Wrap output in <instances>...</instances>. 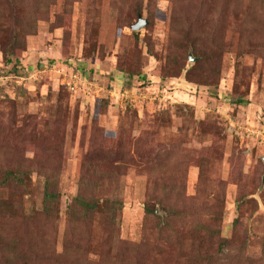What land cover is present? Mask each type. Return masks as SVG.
Instances as JSON below:
<instances>
[{"label":"rangeland","instance_id":"obj_1","mask_svg":"<svg viewBox=\"0 0 264 264\" xmlns=\"http://www.w3.org/2000/svg\"><path fill=\"white\" fill-rule=\"evenodd\" d=\"M148 1L0 0V179L18 158L32 168L0 198L39 209L54 160L60 204L33 264L68 248L80 193L120 201L113 229L83 223L84 264L138 244L141 264H264V0ZM94 160L116 172L94 180ZM23 219L0 215V230L26 245L42 233ZM200 222L220 233L202 241Z\"/></svg>","mask_w":264,"mask_h":264},{"label":"trees","instance_id":"obj_2","mask_svg":"<svg viewBox=\"0 0 264 264\" xmlns=\"http://www.w3.org/2000/svg\"><path fill=\"white\" fill-rule=\"evenodd\" d=\"M139 7L142 6V0H139ZM150 1V0H149ZM148 1V2H149ZM249 10L251 8V2L248 3ZM12 45H15L16 42L20 40L19 35H16L13 39ZM6 52V50H5ZM8 62L11 61V58L6 59ZM239 103H244V100L238 99ZM16 163H10L7 167L3 168L2 176L0 179V186L2 187H12L15 189L26 188L27 185H30V180H32V168L26 165V159L21 157L15 160ZM14 162V161H13ZM106 160H94V162H89L88 171L91 175L98 177L100 180H106L110 178L112 172H116L115 169H112L113 166L104 164ZM53 159H45L39 165L40 176L44 178L43 181V198L42 205L39 209L34 207L31 209L25 210L23 207L22 199L13 198L8 201H4L0 198V215H5L11 217V219L24 218L23 223H26L27 220L34 219L36 223H40L38 227V234L42 235L36 240H29L26 245H23L20 241V236L17 234L11 235L10 233H5L0 230V264H33V261H36V250L40 248L44 250V242L47 239L44 238L47 231L51 232L50 225L53 226L52 221L56 218V212L60 204V192L58 189V184L56 180V169ZM15 164V165H13ZM105 167L107 170H100ZM10 205V207H9ZM120 210V201L116 198L101 199L99 197H93L92 195L80 193L76 196H73L70 203L67 205V213L69 217L68 225V234L65 239V243L68 244V248L60 255H58L54 264H65V261H61L64 257V260H72L74 258L80 262L89 263L90 259H87L85 252L79 254L82 251V236L80 229L83 226V223L88 219L92 218L95 214H102L105 218V225L108 229H113L117 223V214ZM146 214H152L154 211L149 205H145ZM159 217V216H158ZM218 221L220 217L214 216ZM194 232L200 233L204 239H208L213 235L220 233V228L217 224H207L200 222L193 229ZM8 235V239L2 241L4 235ZM21 242V244H20ZM31 242V243H30ZM39 242V243H37ZM107 245V253L109 255V247ZM130 245V244H129ZM134 245V244H132ZM131 247L130 252H128L124 258V263L122 264H141L140 254L136 251L142 248L143 244L134 245ZM231 246V240L228 238L223 239L220 242L219 249L223 250L225 247ZM198 253L200 255H195L201 257L205 254V249H202L200 245L198 246ZM135 254V255H134ZM76 255L77 257H75ZM87 257V258H86ZM108 259V256H104ZM34 259V260H33ZM211 260V258H209ZM80 264L79 262H74Z\"/></svg>","mask_w":264,"mask_h":264},{"label":"water","instance_id":"obj_3","mask_svg":"<svg viewBox=\"0 0 264 264\" xmlns=\"http://www.w3.org/2000/svg\"><path fill=\"white\" fill-rule=\"evenodd\" d=\"M147 19L143 18L141 15L138 18V21L132 25V30H139L142 27H144L147 24ZM264 160V157H263ZM263 181H264V176H263Z\"/></svg>","mask_w":264,"mask_h":264}]
</instances>
